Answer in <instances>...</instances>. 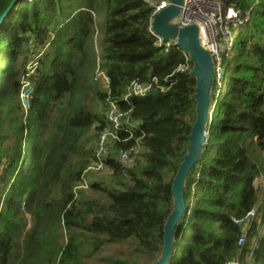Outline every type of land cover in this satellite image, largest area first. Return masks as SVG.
Listing matches in <instances>:
<instances>
[{"label": "trees", "instance_id": "1", "mask_svg": "<svg viewBox=\"0 0 264 264\" xmlns=\"http://www.w3.org/2000/svg\"><path fill=\"white\" fill-rule=\"evenodd\" d=\"M11 2L0 0V18ZM224 5L249 19L223 52L224 89L214 97L211 88L208 136L185 178L167 264H264V193L254 185L264 175V0ZM153 11L147 0H18L1 21L0 264H83L81 251L124 242L128 255L110 264L160 258L196 119V77L188 54L156 44ZM134 83L153 86L126 102ZM110 102L128 130L102 158V184L87 181L95 155L82 143L112 127ZM137 146L135 165L123 166L118 154Z\"/></svg>", "mask_w": 264, "mask_h": 264}, {"label": "water", "instance_id": "2", "mask_svg": "<svg viewBox=\"0 0 264 264\" xmlns=\"http://www.w3.org/2000/svg\"><path fill=\"white\" fill-rule=\"evenodd\" d=\"M16 1L18 0H12L7 11L1 16L0 24ZM166 1L168 5L153 17L151 29L163 41H175V45L189 56V61L192 62L190 73L196 77V86L192 95L196 105V119L188 135L190 142L188 151L183 156V161L172 181L171 192L174 199V210L167 217L163 227L161 256L151 264H167L171 255L173 229L182 217L185 207L183 197L185 178L197 163L203 148V135L209 118L210 87L213 73L210 54L199 42L197 26L191 24L178 27L175 22L184 0ZM171 21L173 22L171 23Z\"/></svg>", "mask_w": 264, "mask_h": 264}, {"label": "built area", "instance_id": "3", "mask_svg": "<svg viewBox=\"0 0 264 264\" xmlns=\"http://www.w3.org/2000/svg\"><path fill=\"white\" fill-rule=\"evenodd\" d=\"M150 5L153 7V15L157 14L161 9L168 5L166 0H147ZM214 5H223L219 0H184L183 5L181 6V10L179 15L176 17L175 22L178 27H185L191 24H195L198 28V39L202 47H204L210 54L212 52H216L218 47L215 45L217 39L219 38V30L223 24H228L229 22H238V24L242 25L246 23L249 19L248 15L240 16L238 11L234 10L232 7H227L226 11L219 13L217 15L211 14L209 11H215L217 6ZM242 19V20H240ZM152 30V29H151ZM153 33V31H152ZM154 36H156L153 33ZM157 37L156 44L160 46L169 47L171 45H175V41H163L160 37ZM217 53V52H216ZM189 62V56H188ZM188 65H186L183 69H187ZM191 69V68H190ZM181 70V67L179 68ZM97 76L105 82L106 86L108 83V79L106 75L96 70V79ZM156 84V81H153ZM151 84L141 85L134 83L127 91L124 96V100L127 102L130 97L134 96H143L149 93L152 89ZM163 90V89H161ZM31 89H26L22 91L20 96L23 99L24 93L27 94L26 99L28 101V95L30 94ZM124 114L121 113L117 106L110 102L109 109L105 115L106 120L111 123L112 127H108L103 130L97 139L96 148L94 151L95 160L88 168L89 170H99L103 167L102 158L109 151L114 140L118 139L117 132L119 131H127L128 129L124 128L122 125V118ZM206 131H204L205 134ZM208 133L205 137H203V142L207 138ZM138 146L135 148H131L127 151H121L117 160L125 167L131 168L136 163V153ZM255 215V211L249 212L245 221H244V229L248 228V225L251 222L252 217ZM233 222L237 225H242V221L233 219ZM246 232L242 233L238 240L239 253L241 248L246 242ZM226 264H241L239 257L233 258L226 262Z\"/></svg>", "mask_w": 264, "mask_h": 264}, {"label": "rangeland", "instance_id": "4", "mask_svg": "<svg viewBox=\"0 0 264 264\" xmlns=\"http://www.w3.org/2000/svg\"><path fill=\"white\" fill-rule=\"evenodd\" d=\"M157 1V0H154ZM223 5H214L217 6L215 8V11H209L211 14H219L222 13L224 11H226V6L224 5V1L225 0H219ZM242 20V19H240ZM174 21V20H173ZM171 21V23L173 22ZM245 24V23H243ZM238 26V22H229L228 24H223L222 26H220L221 28H218L219 30V38L216 41V46L218 47V50H216V52H212V54H210L211 57V61H212V77H211V87H210V96H211V88L213 87V83L214 85H216L215 87V94L214 97L217 96L219 88L222 87L224 89V85H225V80H223L224 78V72L222 69V65H223V61H222V57H223V52L225 51V49H227V46L232 44L234 41V38L236 37L237 31H236V27ZM191 70V69H190ZM101 87V89H106V84L105 82H103L98 76L96 79ZM26 90V88H24V91ZM27 94L24 93V98L22 99V104L23 106L26 108L28 107V102L26 99ZM95 106L97 107V111L101 108L100 105L97 102H94ZM213 104V103H212ZM211 104V105H212ZM209 111H210V102H209ZM208 111V112H209ZM210 115V113H209ZM206 131V129L204 130ZM207 133H205L203 135V137L206 136ZM84 142L82 143V149L83 151H88V150H93V152L95 151L96 148V143H97V138L94 137L93 135V131L92 129L89 130L84 138ZM137 150V155L141 152L140 148L136 149ZM264 157V155H262ZM92 172V173H91ZM106 172H105V168L102 167L99 170H90V175H88L87 181L88 180H92V181H100L102 184H105V182L107 181L106 179ZM256 183V187L259 188V192L262 194L264 193V175L259 176L258 179L255 181ZM84 185V183H82ZM87 186V185H86ZM85 188V187H84ZM86 190L88 189L85 188ZM89 194H91L89 192ZM28 227H30L32 225V220H30L29 216H28ZM128 251H129V245L127 243H109V244H105L102 246V249L97 252V253H90L89 251H81V255H82V262L83 264H110V262L107 260V257L109 256H127L128 255Z\"/></svg>", "mask_w": 264, "mask_h": 264}, {"label": "crops", "instance_id": "5", "mask_svg": "<svg viewBox=\"0 0 264 264\" xmlns=\"http://www.w3.org/2000/svg\"><path fill=\"white\" fill-rule=\"evenodd\" d=\"M262 176V175H261ZM258 179V178H257ZM257 179H255V181L257 180ZM255 181H254V185H255V187H256V183H255ZM257 188V187H256Z\"/></svg>", "mask_w": 264, "mask_h": 264}]
</instances>
